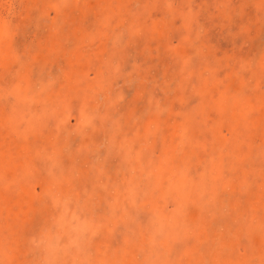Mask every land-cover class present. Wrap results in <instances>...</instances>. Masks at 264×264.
Returning a JSON list of instances; mask_svg holds the SVG:
<instances>
[{
	"label": "rangeland",
	"instance_id": "374dc122",
	"mask_svg": "<svg viewBox=\"0 0 264 264\" xmlns=\"http://www.w3.org/2000/svg\"><path fill=\"white\" fill-rule=\"evenodd\" d=\"M0 264H264V0H0Z\"/></svg>",
	"mask_w": 264,
	"mask_h": 264
}]
</instances>
